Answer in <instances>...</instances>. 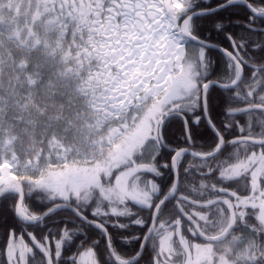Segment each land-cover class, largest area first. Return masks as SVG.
<instances>
[{"label":"snow or ice","instance_id":"snow-or-ice-1","mask_svg":"<svg viewBox=\"0 0 264 264\" xmlns=\"http://www.w3.org/2000/svg\"><path fill=\"white\" fill-rule=\"evenodd\" d=\"M0 264H264V0H0Z\"/></svg>","mask_w":264,"mask_h":264}]
</instances>
